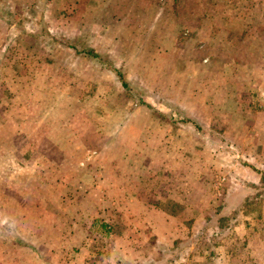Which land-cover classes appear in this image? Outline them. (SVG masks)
Segmentation results:
<instances>
[{"label": "rangeland", "instance_id": "obj_1", "mask_svg": "<svg viewBox=\"0 0 264 264\" xmlns=\"http://www.w3.org/2000/svg\"><path fill=\"white\" fill-rule=\"evenodd\" d=\"M185 1L0 0V264H264V0Z\"/></svg>", "mask_w": 264, "mask_h": 264}, {"label": "crops", "instance_id": "obj_2", "mask_svg": "<svg viewBox=\"0 0 264 264\" xmlns=\"http://www.w3.org/2000/svg\"><path fill=\"white\" fill-rule=\"evenodd\" d=\"M210 0H186L184 3H186V7H185V9H184V11H189L190 13L192 12V15H194V17L195 18H197V19H201L200 21H203L204 20V18L206 17L205 16V14L208 12H211L212 10H207V6L205 5V3H207V2H209ZM220 1V3H221V0H219ZM233 0H230V2H231V7H233V9H231V12H230V9H229V13H230V15H229V17H232L233 16V12L235 13L238 9H237V4H238V1L237 0H234L233 2H232ZM215 2H216V0H215ZM210 3H212V1H210ZM235 4V5H234ZM257 10H260V8L259 9H257ZM214 12V11H213ZM219 12L222 14L223 13V9H222V7H220L219 8ZM241 16V15H240ZM207 19V18H206ZM205 19V20H206ZM225 31V30H224ZM186 43L188 42L187 40L185 41ZM175 51H177L178 53L180 52V51H184V48L183 49H179V47L178 46H175ZM178 53H177V55H178ZM177 57H179V56H177ZM206 58H204L203 60H205ZM209 59H207V61H208ZM207 63V62H206ZM203 63V62H201V66L203 67V69H205V71H207V72H209V70H210V68H211V66H212V62L210 61L209 63ZM219 63H220V66L218 65V61H216V59L214 58L213 59V67H214V76L216 77V76H218V75H220V69L222 68V67H224V68H229V67H231V68H234L233 67V64H234V56H233V54H231V57H229V56H226V59L225 60H222V59H220L219 60ZM218 66H219V70H218V73H216V69H218ZM198 76H199V73L197 74V73H195L194 71H192L190 74H189V77H192V78H198ZM178 78H181V76H177ZM233 100V99H232ZM180 103V102H179ZM180 105L182 106V107H185V102L183 103V105L180 103ZM154 106L155 105H153L152 103H150V102H147L146 100H145V98H143V100L141 101V102H139V103H137L135 106H134V108H133V110H132V112H131V114H130V116H128V118H127V123H126V121H124V123H123V127L121 128V129H123V128H133L134 127V125L135 124H137L136 123V118H137V115L138 114H141V115H144L145 116V118L146 119H148L149 118V114L151 115V112L154 110ZM229 110H230V108H229ZM183 115H185V116H189V114L185 111V112H183ZM191 116V115H190ZM256 116H257V118H256V123H258V121H259V119L260 118H264V110L263 111H259L257 114H256ZM193 117V116H192ZM195 118H197V117H195ZM193 119H194V117H193ZM152 120H153V122H151V127H154V128H156V127H159V126H161V124L158 122V119H154V118H152ZM195 120V119H194ZM258 120V121H257ZM196 121V123H197V125H201V123H199V121H197V120H195ZM261 122V121H260ZM259 122V123H260ZM181 123H183V121H181ZM258 123V124H259ZM226 125H228V124H226ZM146 127L143 125V126H141V129H145ZM209 131H211V130H214V129H208ZM203 131V130H202ZM122 132V131H121ZM152 133V132H151ZM262 134H264V131H263V133ZM163 138H165V137H162V138H158L157 139V142H156V147H159L160 148V146L162 145L163 147H164V142H163ZM155 139H156V137H155ZM260 141H261V143L262 144H264V135H262L261 136V138H260ZM136 144V143H135ZM140 153H142V152H138L136 155H140ZM132 155V154H131ZM134 155V154H133ZM147 210V209H146ZM152 211V210H151ZM157 213H158V210H155ZM161 213H163V212H161ZM162 215V214H161ZM0 239H2V237H0ZM2 241H3V243L4 244H7V243H10L12 240H0V243H2ZM25 241V243L23 242V240H21V242H23L24 244H23V246H29V245H31L32 246V244L28 241V240H24ZM85 244H88V243H85ZM84 244V245H85ZM35 245V244H34ZM81 246V245H80ZM33 247V246H32ZM26 248V247H25ZM27 249V248H26ZM33 255V254H32ZM31 255V256H32Z\"/></svg>", "mask_w": 264, "mask_h": 264}, {"label": "trees", "instance_id": "obj_3", "mask_svg": "<svg viewBox=\"0 0 264 264\" xmlns=\"http://www.w3.org/2000/svg\"><path fill=\"white\" fill-rule=\"evenodd\" d=\"M66 46L72 49L76 55L85 56L89 60H94V58H98V55H100L99 53H97V51L93 50V48L91 47H90L91 49H87V50H78L77 48H75L73 44H66ZM108 68H111V67H108ZM114 71L117 72V74L119 75L118 78L120 82L122 83V85L126 87L127 82L125 81L123 75H121L116 68L114 69ZM138 102H141V99H138Z\"/></svg>", "mask_w": 264, "mask_h": 264}]
</instances>
